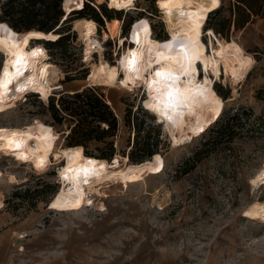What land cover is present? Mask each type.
<instances>
[{
    "label": "rangeland",
    "instance_id": "obj_1",
    "mask_svg": "<svg viewBox=\"0 0 264 264\" xmlns=\"http://www.w3.org/2000/svg\"><path fill=\"white\" fill-rule=\"evenodd\" d=\"M63 1L64 17L60 25L67 20L61 27L65 26L70 35L64 44L65 57L57 49L49 52L43 47L50 57L49 63L58 67L62 75L57 81L62 88L54 95L97 89L106 97L118 120L115 144L120 151H127L126 140L132 139L134 132L123 127L126 107L139 104L144 111L141 105L144 99L168 91L162 88L158 93L156 89L160 85L152 83L158 78L154 75L156 67L144 59L145 41L161 37L158 41L165 57L179 69L186 64L183 57L187 56L180 55L173 47L169 27L156 0H137L135 10L125 13L108 9L106 0L100 3L84 0L102 19V25L96 23L98 36L89 41L80 38L74 30L77 14L64 12ZM234 1L216 0L210 13L221 5L223 9L212 16L211 23L224 33L217 35L204 26L202 40L203 52H209L219 40L233 41L254 61L245 78L236 83L223 71L219 79L213 78L214 94L218 97L217 92L230 94L226 100L220 97L223 104L219 117L223 109L229 114L249 111L232 142L223 137L218 146L195 153L212 132L206 130L205 134L193 136L191 142L182 141L183 144L176 128L163 116L149 112L153 117L150 121L160 127V138L165 142L159 147V159L150 158L142 163L143 167L128 162L120 153L112 162L101 161L105 173L123 170L128 178L126 188L109 184L104 189L107 197L89 195L79 211L67 205L61 193L66 184L62 177L64 155L70 150L64 145L68 120L57 125L42 110L36 96L26 94L22 99L30 91L26 88L16 91L9 84L0 89V97L3 90L9 91L8 98L0 100V127L19 128L39 120L46 129L59 135L51 156L39 167L38 163L22 164L0 153V264H264V222L244 216L251 204L264 200V184L256 189L250 186L251 179L264 166V3L259 15L242 28H234L232 23L227 28L223 21L229 17L234 21L235 16L229 15ZM100 5H104L113 20L106 19L98 9ZM207 18L208 14L205 23ZM124 22L131 23L125 35L122 34ZM114 23H120L119 33L108 39L104 32L107 24ZM123 38L127 40L124 44ZM33 44L36 42L29 44L27 55L31 57V51L39 49L45 62L47 54L40 46L44 44L31 47ZM101 58L119 69L118 86L109 88L87 82L91 65L101 66ZM136 60L138 66L134 65ZM127 61L133 65L131 70L127 69ZM9 65L10 59L0 53L1 72L5 69L6 74L3 81H8ZM203 76L200 70L199 78ZM180 82L179 76L175 89ZM12 95L18 98L13 100ZM40 101L48 103V100ZM82 150L83 147L78 148ZM89 151L97 154L94 145ZM11 177L15 180L11 181ZM41 187L44 188L39 195L25 193ZM52 189L56 194L49 197Z\"/></svg>",
    "mask_w": 264,
    "mask_h": 264
},
{
    "label": "bare ground",
    "instance_id": "obj_2",
    "mask_svg": "<svg viewBox=\"0 0 264 264\" xmlns=\"http://www.w3.org/2000/svg\"><path fill=\"white\" fill-rule=\"evenodd\" d=\"M135 1L137 0H131V3L129 0H106V3H108V9L119 12L121 10H135ZM156 1L157 8L162 12L169 27L170 41L180 55L187 56L186 58L183 57L186 64L179 69L175 63L165 57L164 48L158 40L147 39L143 47L146 63L150 64L151 67L172 71L175 75L180 76L181 82L174 91L176 99L172 101L173 106L165 107L166 94L145 99L141 105L144 110L163 116L168 124L176 128L180 142H191L193 136L204 133L219 117V108L222 107L223 100L214 94L212 89L213 78L219 79L220 72L223 71V74L227 78L229 77L232 83H236L251 69L254 61L241 46L233 41L219 40L209 52H203V33L206 32L204 29L205 18L214 9L213 0ZM119 26L120 23L107 24L105 36L108 39L117 36ZM73 28L83 40L89 41L98 36L97 24L92 20L78 19L74 22ZM59 37L52 32L47 34L35 30L23 32L16 34L15 38L9 42L8 50L4 48L0 39V53L5 54L10 59L9 79L12 81L11 85L14 90L20 86L27 90L36 89L41 94L42 99L47 101L48 89L41 85V79H47L58 90L62 88L57 83L59 79H62L58 67L49 62L40 63L37 59H31L26 52L32 41L52 42L58 40ZM19 57H23L21 68L24 73L23 76H18L14 67V62ZM191 58L197 62L194 63ZM157 60L160 62L157 63ZM198 65L204 74L202 79L198 77ZM185 70L188 71V75L184 74ZM118 80L119 69L115 65L106 69L97 64L91 65L87 77V82L91 85L109 88L118 86ZM11 97L13 100L18 98L17 95ZM162 112H166L167 115H162ZM58 139V133L46 129L39 120H34L31 125L19 128L3 126L0 127V153L10 155L15 161L22 164H41V162L45 163L51 156L54 144ZM17 144L19 147L16 146ZM64 161L62 177H64L66 184L61 193L67 205L69 204L75 211L83 209L85 200L89 195L107 197L104 190L107 185L116 183L122 185V188H126L128 183V178L124 175L123 170L105 173L100 160L81 158L74 150L66 152ZM82 168L91 170L86 184L83 182L85 174L80 171ZM14 180L11 177V181ZM263 183L264 166L251 179L250 186L256 189ZM1 207L2 202L0 201V209ZM245 213H250V215L246 216ZM244 216L250 220L258 219L264 222V200H256L244 211Z\"/></svg>",
    "mask_w": 264,
    "mask_h": 264
},
{
    "label": "trees",
    "instance_id": "obj_3",
    "mask_svg": "<svg viewBox=\"0 0 264 264\" xmlns=\"http://www.w3.org/2000/svg\"><path fill=\"white\" fill-rule=\"evenodd\" d=\"M61 1L62 0H0V31L4 35L3 36L0 33V39L4 44V48L8 50V45L11 41L8 38L12 39L13 36H16L14 34L23 31L29 32L35 30L44 34L56 31L60 36L58 40L52 42L32 41V43L36 42V44H33L31 47L39 46L40 44L38 43H42L44 44L43 46L40 45L42 49L45 47L49 52L53 49H57L61 51V57L64 58V53L66 52L63 50L65 46L64 44L69 41L70 35L68 33L69 30H65V26H63V28L61 27V25L67 20L60 25V21L62 22L61 19L64 17V13L61 10ZM89 1L91 2V0ZM96 1L100 3V0ZM263 3L264 0H235L234 4H232L229 9V15L232 14L235 16L234 21L232 22L231 17H229L223 22L226 23L227 28L231 23L234 28H242L245 24L250 22L254 16L259 15ZM63 4L64 12L69 10L72 11L71 14H77L76 21H78V19H88L102 25V19H100L97 11L94 8H91L89 4L84 2V0H64ZM98 9L106 16V19H114L113 16L107 15L108 12L104 5L98 6ZM222 9L223 6L221 5L218 10L214 11L212 14L209 13L205 23V29H211L217 35L223 34L224 31L218 28V26L212 24L211 18L213 15L218 14ZM87 10H89V14H86ZM130 24L131 23L128 25L125 24V22L123 23V35L128 31ZM225 36L227 37V35ZM157 39L162 40L161 37H157ZM122 41L124 44L127 40L123 38ZM38 51L39 49H33L31 51L33 54H30L31 58L37 59L40 63L44 62ZM101 59L102 60H99V64H101L103 68L106 69L113 66L112 64H108L103 58ZM138 61L140 62L139 55ZM126 65L127 69H130L133 66L130 61H127ZM134 65L138 66L137 60ZM1 70L2 67H0V82H7V80L3 81V77L5 78L6 76L5 69L3 73ZM7 73L9 80V67ZM8 94L9 91L3 90L0 100H6ZM217 94H219L223 100H226L230 95L228 91L225 93L217 92ZM31 96L33 97L35 95L33 94ZM150 98H153L152 94ZM38 103L42 110L49 115L51 120L57 125H61L65 120H68L69 132L64 139V145L67 146L68 149L76 151L81 158L112 162L114 156L120 153L123 158L128 159V162L143 167L142 163L146 160H149L150 158V160L158 158L157 154H160L161 152V148L159 149L160 145H165V142L160 138V127L153 125V122L150 121L153 117L149 115V112L146 110L143 111L139 104L135 107L134 105L129 104L124 111L123 127L129 129V131L133 130L134 134L132 139L129 137L126 140L127 151H120L117 148V144H115V136L119 129L118 120L107 104L106 97L94 88H84L80 91L73 92L72 94L68 92L65 94L59 93L57 96H49L46 105L40 100ZM248 115L249 111L246 110H238L233 114H229L223 109L219 119L212 124L211 129H207L206 131L208 132L209 130V132H212L211 137L204 140L195 153H201L211 146H218L223 137H227V142H232L231 139L244 125L241 120L244 118L247 119ZM92 145H94L97 154L89 151V148ZM82 147V152L78 151V148L82 149ZM166 147L169 148L168 144ZM43 188L44 187L33 189L31 193H29V189L26 190L25 193L36 196L41 194ZM55 192L56 190L52 189L49 197L56 194Z\"/></svg>",
    "mask_w": 264,
    "mask_h": 264
},
{
    "label": "snow or ice",
    "instance_id": "obj_4",
    "mask_svg": "<svg viewBox=\"0 0 264 264\" xmlns=\"http://www.w3.org/2000/svg\"><path fill=\"white\" fill-rule=\"evenodd\" d=\"M129 3H131V0H129ZM213 3H216V0H213ZM166 6V5H165ZM22 60L23 57H19L15 62H14V67L16 69V72L18 74V76H23L24 73L21 70L22 68ZM160 61L157 60V63H159ZM185 75H188V71L185 70L184 72ZM154 75L155 77H157V80H154L152 83L153 84H158L160 85V87H157L156 91L159 93L161 92L162 88L168 89L166 96H167V101L165 102V107H171L173 106L172 101L174 99H176V97L174 96V91H175V81L179 80V76L175 75L172 71L170 70H166L164 68H156L154 70ZM12 81L11 79H9L7 82H0V88H7L9 84H11ZM26 90L23 86H20L18 88H16V91H24ZM2 110V109H0ZM158 110V109H157ZM162 115H167L166 112H162ZM170 118V117H169ZM17 147H19V144L16 145ZM23 158H27V157H23ZM159 159V158H157ZM43 162H41L42 164ZM38 167L41 165H37ZM101 167H103V165H101ZM159 169H157L158 171ZM80 171H82L85 175H84V183H88V178H89V173L91 170L86 169V168H82L80 169ZM67 179V177H65ZM53 207H55L56 205H52ZM245 215H250V213H245Z\"/></svg>",
    "mask_w": 264,
    "mask_h": 264
},
{
    "label": "built area",
    "instance_id": "obj_5",
    "mask_svg": "<svg viewBox=\"0 0 264 264\" xmlns=\"http://www.w3.org/2000/svg\"><path fill=\"white\" fill-rule=\"evenodd\" d=\"M45 52H46V54H47V59H46L45 62H49L50 57H49L48 52H47L46 50H45ZM40 83H41V85H42L44 88L48 89V92H47L48 96L54 95V93H55L56 91H58V89H56V88L52 85V83L48 82V80L45 79V78H44V79H41V80H40ZM35 92H37L36 89L30 90L29 92L23 94V95L21 96V98L24 99L26 94H28V95H33V93H35ZM37 98H38V97H37ZM38 99H39V98H38ZM40 100H42V99H40Z\"/></svg>",
    "mask_w": 264,
    "mask_h": 264
},
{
    "label": "water",
    "instance_id": "obj_6",
    "mask_svg": "<svg viewBox=\"0 0 264 264\" xmlns=\"http://www.w3.org/2000/svg\"><path fill=\"white\" fill-rule=\"evenodd\" d=\"M62 9H63V6H62ZM25 32H28V31H25ZM39 32V31H38ZM42 33V32H41ZM52 33H55L56 34V31H53ZM58 35V34H57Z\"/></svg>",
    "mask_w": 264,
    "mask_h": 264
}]
</instances>
